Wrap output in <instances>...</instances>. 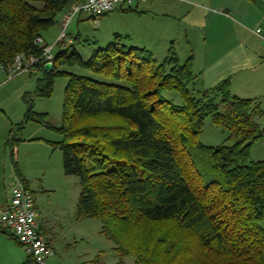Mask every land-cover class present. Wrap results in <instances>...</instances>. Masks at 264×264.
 <instances>
[{
    "label": "trees",
    "instance_id": "obj_1",
    "mask_svg": "<svg viewBox=\"0 0 264 264\" xmlns=\"http://www.w3.org/2000/svg\"><path fill=\"white\" fill-rule=\"evenodd\" d=\"M77 1L0 0V64L40 57L36 39ZM125 40L115 35L88 61L73 44L51 71L37 65L44 72L38 97L51 98L57 79H68L63 125L49 128L62 135L51 145L63 153L65 174L79 179L77 218L100 220L102 233L136 264H264V161L251 160L264 138L257 122L264 110L233 96L229 81L199 88L192 58L181 63L174 47L159 61ZM27 103L25 124L43 116ZM207 119L232 144L204 145ZM133 229L143 237L135 249L124 238Z\"/></svg>",
    "mask_w": 264,
    "mask_h": 264
},
{
    "label": "crops",
    "instance_id": "obj_2",
    "mask_svg": "<svg viewBox=\"0 0 264 264\" xmlns=\"http://www.w3.org/2000/svg\"><path fill=\"white\" fill-rule=\"evenodd\" d=\"M65 13L58 18L59 26ZM103 18L100 27L104 29V37L109 35V38L102 41V36L81 31L82 24L77 23L78 33L69 36L75 47L79 43L93 45L89 46L93 56L98 48L112 43L118 34L126 38L127 46L146 48L159 61L174 47L181 63L192 58L199 88L208 91L229 81L233 96L253 99L264 110V42L255 34L259 27L264 30V0H150L133 9L116 10ZM88 20H92L88 15L79 14L77 22ZM3 73L6 74L0 68V85L11 81L5 80ZM25 74L40 76L36 88L44 76L40 69ZM1 105L0 100V147L6 150L13 132L9 111ZM257 122L264 128V117ZM34 141L48 147L59 142ZM20 172L26 180L28 174ZM14 182V187L22 183L15 172ZM6 187L0 167V214L12 195V192L6 195ZM26 263L34 264L30 254L0 224V264Z\"/></svg>",
    "mask_w": 264,
    "mask_h": 264
},
{
    "label": "rangeland",
    "instance_id": "obj_3",
    "mask_svg": "<svg viewBox=\"0 0 264 264\" xmlns=\"http://www.w3.org/2000/svg\"><path fill=\"white\" fill-rule=\"evenodd\" d=\"M78 17L79 15L74 17L67 30L69 36L78 33V23V25L82 24L81 31H86L94 36H102V41L109 38V35L104 37V29L102 26L100 27L105 18L88 20L89 24H87L88 22H77ZM61 33L62 28L58 23L44 32L45 42L53 45ZM89 46L93 45L83 46L81 43L76 45L79 54L86 61L92 56V49ZM57 52L58 49L55 50V54ZM59 69L78 75L91 76L88 70L78 66L72 68L59 65ZM37 70L39 69L37 68L35 71ZM2 75L5 80L8 79L6 74ZM39 77V75L22 74L6 84L0 85V100L4 108L9 111L12 123L10 130L13 132V139L9 147L6 150L4 146L0 147V167L2 179L4 178L6 181V195L11 194L15 188L16 163L20 171H25L28 174L26 185L25 183L23 185L33 194L38 218L43 228L42 234L50 240L53 248V255L48 264H136V258L133 255L126 257L120 255L117 245L102 233L100 220L77 218V203L81 192L79 179L64 173L61 150L55 149L50 144L49 147L41 146L36 143L37 140L34 141V139H42L60 142L63 139L59 132L49 127L59 128L63 125L65 89L68 84L67 78L59 77L51 98L38 97L35 91ZM174 94L167 92L164 95L168 99H173ZM25 97L27 101H32L34 114L43 115L37 117V121H30L27 124L24 123L28 112V103ZM174 100L181 104V100L177 96ZM3 106L1 105V107ZM228 137L229 133L226 130L216 127L210 119H207L200 141L206 146L217 147L228 143ZM12 151L15 153L14 161L11 158ZM251 160L254 162L264 160V138L252 146ZM16 176L19 178L17 174ZM19 180L23 183L20 178ZM260 226L264 229V221ZM124 238L128 246L134 249V246L139 243L143 244V237L134 229L128 231ZM16 243L18 242L16 241Z\"/></svg>",
    "mask_w": 264,
    "mask_h": 264
},
{
    "label": "built area",
    "instance_id": "obj_4",
    "mask_svg": "<svg viewBox=\"0 0 264 264\" xmlns=\"http://www.w3.org/2000/svg\"><path fill=\"white\" fill-rule=\"evenodd\" d=\"M149 1L78 0L64 14L60 22L62 33L53 45L47 44L43 37L36 39V45L42 49L40 57L19 54L12 62L0 64V68L6 73L8 80L35 71L39 64L44 68L50 64L52 70L56 55L60 52L66 53L73 45L67 30L75 16L86 14L92 20H97L116 10L133 9ZM255 34L264 42V30L261 27L255 30ZM56 49L58 52L55 54ZM0 224L30 254L34 264H48L53 255V248L42 234L33 194L23 184H18L12 190V195L0 214Z\"/></svg>",
    "mask_w": 264,
    "mask_h": 264
},
{
    "label": "water",
    "instance_id": "obj_5",
    "mask_svg": "<svg viewBox=\"0 0 264 264\" xmlns=\"http://www.w3.org/2000/svg\"><path fill=\"white\" fill-rule=\"evenodd\" d=\"M45 69H46V71H50V70H51V65H50V64H47V65L45 66Z\"/></svg>",
    "mask_w": 264,
    "mask_h": 264
}]
</instances>
